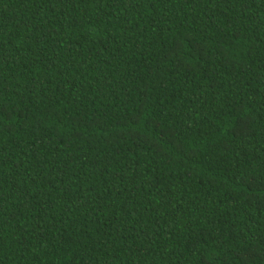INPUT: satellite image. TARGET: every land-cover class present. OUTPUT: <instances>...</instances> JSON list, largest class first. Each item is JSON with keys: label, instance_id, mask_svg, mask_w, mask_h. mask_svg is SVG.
Masks as SVG:
<instances>
[{"label": "trees", "instance_id": "16d2710c", "mask_svg": "<svg viewBox=\"0 0 264 264\" xmlns=\"http://www.w3.org/2000/svg\"><path fill=\"white\" fill-rule=\"evenodd\" d=\"M0 264H264V0H0Z\"/></svg>", "mask_w": 264, "mask_h": 264}]
</instances>
